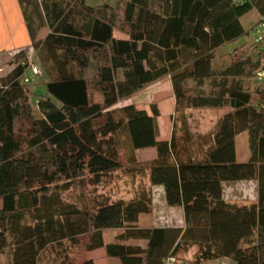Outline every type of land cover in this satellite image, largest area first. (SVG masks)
<instances>
[{
	"label": "trees",
	"instance_id": "obj_1",
	"mask_svg": "<svg viewBox=\"0 0 264 264\" xmlns=\"http://www.w3.org/2000/svg\"><path fill=\"white\" fill-rule=\"evenodd\" d=\"M114 1L44 0L51 32L38 40L28 8L39 3L19 0L49 81L34 109L35 93L22 82L26 52L18 54L26 62L0 77V255L8 253L7 264H50L47 249L87 236L88 252L103 249L121 264H182L180 251L194 247L192 264H264V78L257 79L264 42L216 65L218 52L246 35L245 15L257 10L264 20V0ZM165 77L179 119L188 109H227L214 131L196 138L174 131L161 141L156 108L152 115L133 104L117 108ZM245 132L251 158L239 163L236 137ZM150 148L157 151L150 184L183 209L184 227H139L153 209L145 192L130 201L96 196L82 207L62 198L74 185L106 183L121 169L123 149L137 164L135 152ZM255 180L257 204L224 200L225 183ZM105 230H121L118 242L106 243ZM62 264L96 263L65 256Z\"/></svg>",
	"mask_w": 264,
	"mask_h": 264
},
{
	"label": "rangeland",
	"instance_id": "obj_2",
	"mask_svg": "<svg viewBox=\"0 0 264 264\" xmlns=\"http://www.w3.org/2000/svg\"><path fill=\"white\" fill-rule=\"evenodd\" d=\"M40 9H43V1L37 0ZM51 5L53 2L65 3L68 0H46ZM93 6H99L104 3H109L115 6V1L112 0H86ZM64 3V4H65ZM37 6L29 7V14L35 15L36 21H33L34 27L37 31V39L43 40L51 32V29L46 25L43 28L40 11ZM263 18L254 10L247 14L242 19L243 27L246 31V35L239 41L231 43L223 47L218 52V59L216 61L217 66H223L228 63L229 54H233L234 51L243 53L246 50L251 49L257 42V30L260 28V24L263 22ZM116 37H124L120 31H115ZM259 49H254L257 53ZM232 56V55H231ZM30 62L33 65H39L38 59L34 55V52L29 51ZM26 62L24 56L5 55L0 57V77L6 75L14 67L20 63ZM32 67V66H31ZM33 78L31 70L27 71L26 77ZM49 81L48 77L43 74L36 77L34 82L30 84V89L35 93V97L32 100V106L37 108L38 96L46 94L45 84ZM256 84V82H255ZM253 83V85H255ZM133 104L138 109L145 110L149 115L153 114L154 108L159 112L157 117L159 125V140L168 141L172 138V134L175 131L178 138L183 137L186 132L193 137L200 135H206L216 129V126L223 115L227 112V109L214 108V109H188L185 113V118L179 119L176 114V100L171 84L170 77H165L162 80L149 85L144 90L136 93L133 97L127 100L121 101L117 108L124 107L126 105ZM187 123V126L184 124ZM239 140L238 148L242 153L248 151V141ZM137 164H132L129 160L130 154L127 149L121 151V163L122 167L119 171L114 172L112 177L102 186L94 189L88 183L78 184L70 187L67 191L63 192V199L69 204L84 206L86 203H91L94 197L101 196L109 199V201H130L135 199L140 193L150 194L153 198V209L150 214L142 215L139 222V227L142 228H154V227H184V212L181 207H170L165 200L164 189L161 186L154 187L150 184L149 170L153 161L157 158L156 149H144L135 152ZM245 157V155H241ZM244 182V181H243ZM64 182H61L59 186H64ZM253 184H232L226 185L225 193L227 197H242L240 202L248 200L251 202L252 196H256ZM247 195V196H246ZM244 196L247 199H243ZM251 199V200H250ZM121 230H105L103 231V237L106 243H116L117 237L121 234ZM88 238L83 237L80 239L78 245L65 242L61 247H51L43 255V263L50 264H62L66 257L74 261H84L92 259L96 264H121L119 260L110 259L106 256L103 249L94 252H88L86 245ZM198 248H183L179 253V258L182 264H192L195 261ZM60 254V256H59ZM8 253L0 255V264L8 263ZM203 264H232L229 259H221L218 261L205 262Z\"/></svg>",
	"mask_w": 264,
	"mask_h": 264
},
{
	"label": "crops",
	"instance_id": "obj_3",
	"mask_svg": "<svg viewBox=\"0 0 264 264\" xmlns=\"http://www.w3.org/2000/svg\"><path fill=\"white\" fill-rule=\"evenodd\" d=\"M41 14H42L41 21L43 23L41 27L43 28L46 25L48 26V24H47L45 13L42 9H41ZM242 19H241V23H242ZM31 48H32V39H31V35H30L29 29L27 26L26 17L24 15V12H23V9H22V6L19 0H0V57L9 55V54L10 55L14 54L15 56H18V54L22 52H26L25 54L29 55V51H31ZM26 75H27V72H26ZM244 138H246V141H248L247 153H244V152L242 153V151L240 152L238 148V141L240 139L245 140ZM236 153H237V161L239 163H246L251 158V152H250V147H249V134L247 132L242 133L236 137ZM241 155H245V157L242 158ZM244 183L245 184L247 183L250 185L253 184L254 188H256L255 191H257V194L256 196L251 197L253 198V200L250 199L251 202H248V200H244V202H240L242 198L241 196L234 197V198L232 197V199L230 196L229 197L226 196V193H225L226 185L244 184ZM258 187H259L258 182L256 180L225 183L223 185V198L227 203L236 204L239 206L257 204L258 203ZM246 196H244L243 199H247Z\"/></svg>",
	"mask_w": 264,
	"mask_h": 264
},
{
	"label": "built area",
	"instance_id": "obj_4",
	"mask_svg": "<svg viewBox=\"0 0 264 264\" xmlns=\"http://www.w3.org/2000/svg\"><path fill=\"white\" fill-rule=\"evenodd\" d=\"M257 36H258L257 42H264V21L260 24V28L257 30ZM31 51L34 52L33 47L31 48ZM28 70L32 71L33 78H29L28 76L26 77V73H25L24 76L22 77V82L26 85H30L31 83L34 82L36 77L42 76L44 74L42 68L39 65L36 66L31 64L29 55H28ZM263 78H264V71H259L257 73V79L262 80ZM168 264H175V259H170Z\"/></svg>",
	"mask_w": 264,
	"mask_h": 264
}]
</instances>
